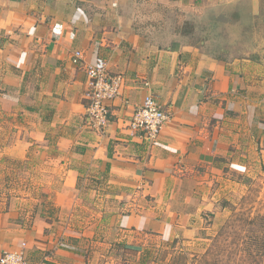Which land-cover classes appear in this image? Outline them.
<instances>
[{
  "label": "crops",
  "instance_id": "crops-1",
  "mask_svg": "<svg viewBox=\"0 0 264 264\" xmlns=\"http://www.w3.org/2000/svg\"><path fill=\"white\" fill-rule=\"evenodd\" d=\"M97 60L125 77L100 130L84 107ZM146 94L169 116L150 140L129 127ZM0 108L16 128L6 151L36 160L57 209L0 210V254L24 243L27 264H126L119 247L170 234L194 171L248 167L250 148L264 163V0H0ZM95 201L116 207L103 217Z\"/></svg>",
  "mask_w": 264,
  "mask_h": 264
},
{
  "label": "rangeland",
  "instance_id": "rangeland-1",
  "mask_svg": "<svg viewBox=\"0 0 264 264\" xmlns=\"http://www.w3.org/2000/svg\"><path fill=\"white\" fill-rule=\"evenodd\" d=\"M15 132L0 108V210L19 209L27 221L34 213L53 218L57 209L48 202L49 189L38 184L36 160L6 151L16 142ZM253 150H248V167L223 160L214 170L194 171L180 187L188 196L176 207L170 234L133 239L128 247H119L120 258L126 264H264V163L256 162ZM90 207L101 209L105 217L116 203L95 201ZM97 221L104 222L90 212L89 225L106 232Z\"/></svg>",
  "mask_w": 264,
  "mask_h": 264
},
{
  "label": "built area",
  "instance_id": "built-area-1",
  "mask_svg": "<svg viewBox=\"0 0 264 264\" xmlns=\"http://www.w3.org/2000/svg\"><path fill=\"white\" fill-rule=\"evenodd\" d=\"M82 58L80 51L71 54V61L79 64ZM105 63L97 60L84 65L87 88L85 92V110L90 124L101 129L108 123V102L121 95L124 75L110 73ZM148 86V82H143ZM169 118L167 111L151 94H146L141 103L137 104L131 115L129 127L133 134L145 139H154L160 133ZM0 264H27L24 243L14 250H3L0 254Z\"/></svg>",
  "mask_w": 264,
  "mask_h": 264
}]
</instances>
